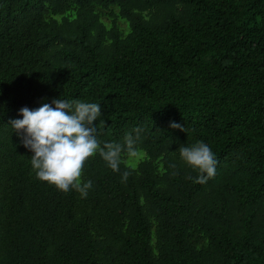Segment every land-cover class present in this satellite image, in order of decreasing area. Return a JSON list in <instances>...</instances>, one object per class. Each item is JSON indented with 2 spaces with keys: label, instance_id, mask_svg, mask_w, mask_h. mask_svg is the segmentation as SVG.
Instances as JSON below:
<instances>
[{
  "label": "trees",
  "instance_id": "16d2710c",
  "mask_svg": "<svg viewBox=\"0 0 264 264\" xmlns=\"http://www.w3.org/2000/svg\"><path fill=\"white\" fill-rule=\"evenodd\" d=\"M60 98L146 156L91 158L86 198L38 180L10 121ZM0 264H264V0H0Z\"/></svg>",
  "mask_w": 264,
  "mask_h": 264
},
{
  "label": "clouds",
  "instance_id": "9594fccd",
  "mask_svg": "<svg viewBox=\"0 0 264 264\" xmlns=\"http://www.w3.org/2000/svg\"><path fill=\"white\" fill-rule=\"evenodd\" d=\"M19 114L23 119L12 120L10 125L23 146L33 153L31 166L36 178L63 193L75 190L81 198L87 197L92 182L82 181L83 170L97 154L113 172H119L123 153L128 157L139 155V127L133 130L135 137L125 134L123 144L106 142L101 146L95 124L102 115L99 104L60 98L35 110L24 107ZM170 127L185 131L175 122ZM178 151L182 161L199 173L195 183L205 184L215 177L218 160L207 144L197 142L191 147L181 146ZM128 175L123 173L122 182Z\"/></svg>",
  "mask_w": 264,
  "mask_h": 264
},
{
  "label": "rangeland",
  "instance_id": "374dc122",
  "mask_svg": "<svg viewBox=\"0 0 264 264\" xmlns=\"http://www.w3.org/2000/svg\"><path fill=\"white\" fill-rule=\"evenodd\" d=\"M145 156H146L145 152L142 151V150H139V155L136 156V157H129L128 161L131 162L132 164H135L136 162L139 161V159H140L141 157L144 158ZM136 165H137V163L135 164V166H136Z\"/></svg>",
  "mask_w": 264,
  "mask_h": 264
}]
</instances>
